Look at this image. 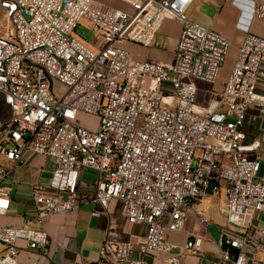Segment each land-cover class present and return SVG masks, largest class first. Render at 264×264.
Listing matches in <instances>:
<instances>
[{
	"label": "built area",
	"instance_id": "1",
	"mask_svg": "<svg viewBox=\"0 0 264 264\" xmlns=\"http://www.w3.org/2000/svg\"><path fill=\"white\" fill-rule=\"evenodd\" d=\"M116 1L125 8L0 0L12 27L0 37V103L7 108L0 115V216L11 208L4 184L29 156L54 165L47 184L31 186L36 227L0 228V264H19L21 244L45 252L47 220L86 202L103 213L119 202L127 224L146 227L134 243L130 235L113 237L110 226L100 247L107 264H149L154 255L180 264L182 252L196 264H264V39L244 26L223 89L204 106L195 82H217L229 41L187 18L193 0ZM247 10L264 21V5ZM167 20L182 25L171 63L141 61L125 48L151 47ZM80 25L92 35L90 46L75 33ZM260 118V136L248 142L244 129ZM85 169L99 176L91 196L79 193ZM211 192L222 194L225 225L213 242L220 256L207 261L201 237L178 247L168 235L183 232L193 205ZM196 218L210 224L206 214Z\"/></svg>",
	"mask_w": 264,
	"mask_h": 264
},
{
	"label": "crops",
	"instance_id": "2",
	"mask_svg": "<svg viewBox=\"0 0 264 264\" xmlns=\"http://www.w3.org/2000/svg\"><path fill=\"white\" fill-rule=\"evenodd\" d=\"M96 2L102 7L125 8L123 4L116 0H96ZM237 2L243 6L240 7ZM250 4H255L256 6L264 5V0H193L186 12V16L191 22L219 34L230 43V50L221 68L217 82L214 85L203 84L204 86L199 89L198 102L204 106H207L216 95L221 93L245 36L244 26L248 27L250 34L264 39V21L256 16L248 17L249 12L247 9H249ZM243 12H245V15L241 22ZM181 30L182 25L179 21L167 20L163 23L151 47L143 48L129 44L134 50L129 51L141 61L162 64L171 63ZM261 123L262 118L252 127H246L249 129V134H247L249 138L253 137L256 139L260 136L258 127ZM263 154L264 147L260 149V157L263 160L261 175L264 177ZM27 159L26 166L16 170L15 178L8 179L12 183V186L8 188L11 193V208L8 214L0 216V228L27 225L35 217L33 207L30 210L31 216H28L26 212L20 214L19 209L14 205L15 200L12 198L13 186H24L31 191L32 185L40 183L39 176L44 172L47 159L39 156H29ZM50 168L52 170L54 168L52 163H50ZM33 177L37 179L33 180ZM98 179L99 176L96 172L89 169L83 170L80 174V195L91 196L95 192ZM213 193H217L220 200L216 206L210 205ZM58 196L63 200L62 195ZM222 203L223 197L220 192H211L207 198L196 202L189 212L183 232L169 234V242L182 247L190 236L201 237L204 241L202 255L207 261L218 259L220 252L213 243L218 237L214 238L212 236L211 228L218 235L219 230L225 225L224 218L218 212V208ZM93 212H102V209L92 202H86L76 212L51 216L44 225L49 239L46 251L40 254L33 253L26 250L24 244H21L18 263L107 264V260L100 257V247L110 226L112 227L113 237L124 236L127 239L130 235L131 238L129 239L134 243L139 242L146 232L145 226L126 223L121 215V204L119 202L111 203L108 210L105 213L102 212L103 214L99 217L93 216ZM201 213L206 214L210 219V224L206 228L197 222L196 215ZM258 225L260 227L264 226V218L258 216ZM134 256L136 257L137 255L135 254ZM164 259V255H154L149 257L148 262L149 264H164ZM196 263L197 258L186 252L181 253L180 264Z\"/></svg>",
	"mask_w": 264,
	"mask_h": 264
},
{
	"label": "rangeland",
	"instance_id": "3",
	"mask_svg": "<svg viewBox=\"0 0 264 264\" xmlns=\"http://www.w3.org/2000/svg\"><path fill=\"white\" fill-rule=\"evenodd\" d=\"M9 28H12L9 20L3 14L0 13V37H5L9 31ZM75 33L80 39L84 40L87 43V45L90 46L92 44V35L89 32V30L85 28V26H83V25L78 26ZM125 48L128 50L134 51L133 48H131L129 44H126ZM195 84L197 85V87L199 89H201V86H204L202 83L195 82ZM6 110H7V108L4 107L0 103V115H2L3 112H5ZM94 125H95V120L89 123V126L91 128H94ZM244 131L247 134H249L248 128H245ZM253 139H254L253 137L248 138V142H252ZM263 156H264V154H263ZM49 162L50 161L47 160L46 166L44 168V172H43V174H41L39 176V181L42 184H47L51 180L52 169L50 168ZM30 176H31V174H30ZM37 178H38V176H37ZM37 178L33 177L32 179L35 180ZM11 186H12V183L10 180L6 181L4 184V187H6V188H9ZM30 195H31V191L27 187L17 186V185L13 186L12 198H13V200H15L14 205H16L17 208L19 209L20 214L26 212L28 216L32 215L30 210H31V207H33V206L31 205ZM219 202H220V200L218 198L217 193H213L212 199H210V205L216 206ZM210 205H208V206H210ZM187 220H188V218H187ZM187 220H186V222H187ZM186 222H185V224H186ZM28 225L31 227L34 226L30 222L28 223ZM211 233H212V236L214 238L218 237V235L216 234V232L213 231L212 228H211Z\"/></svg>",
	"mask_w": 264,
	"mask_h": 264
}]
</instances>
